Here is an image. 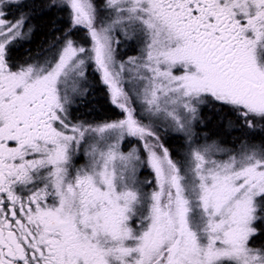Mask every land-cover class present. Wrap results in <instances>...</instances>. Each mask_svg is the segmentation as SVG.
<instances>
[{
    "label": "snow or ice",
    "instance_id": "obj_1",
    "mask_svg": "<svg viewBox=\"0 0 264 264\" xmlns=\"http://www.w3.org/2000/svg\"><path fill=\"white\" fill-rule=\"evenodd\" d=\"M90 76L119 118L76 115ZM261 236L264 0H0V264H264Z\"/></svg>",
    "mask_w": 264,
    "mask_h": 264
},
{
    "label": "trees",
    "instance_id": "obj_2",
    "mask_svg": "<svg viewBox=\"0 0 264 264\" xmlns=\"http://www.w3.org/2000/svg\"><path fill=\"white\" fill-rule=\"evenodd\" d=\"M54 16L55 13L49 16L39 17L33 22L34 24H36L38 31L33 37L32 43L30 44L26 43L15 53L18 59H20L22 55L24 56L30 54L28 51L29 49H31L32 52L34 53V51L40 45L41 41L44 39V34L50 31ZM57 26L60 27L62 25L59 22H57ZM96 79L98 78L96 77ZM93 80H95V78ZM79 105L81 108L80 114L84 113L85 115L99 119L102 118L104 115L108 114L110 120L117 118V116H115L114 113L117 112L118 110L114 106L108 105V103L104 99V95L101 92V89L98 86V84H95V87L89 91V95L87 99L79 100ZM206 129H208L207 131L217 130L218 122L216 120H213L211 123L208 124V128ZM233 134L237 135V133H233ZM176 144H178V142Z\"/></svg>",
    "mask_w": 264,
    "mask_h": 264
},
{
    "label": "rangeland",
    "instance_id": "obj_3",
    "mask_svg": "<svg viewBox=\"0 0 264 264\" xmlns=\"http://www.w3.org/2000/svg\"><path fill=\"white\" fill-rule=\"evenodd\" d=\"M122 41H123V37H119ZM131 44H133V48L135 49V54H129V51H127V50H123V48H126V46L128 45V43H121V45H120V52H121V55L123 56V57H127V56H134V55H137L138 54V49H137V45L136 44H134V43H131ZM25 45V44H24ZM23 45V46H24ZM130 45V44H129ZM35 52V51H34ZM137 52V53H136ZM29 54H27V55H22L21 57H20V59L19 60H21V61H23V60H25L26 58H27V56H28ZM91 77V76H90ZM97 78H99L98 76H96ZM96 77H95V79H96ZM91 79H93V77H91L90 78V80ZM89 94V93H88ZM101 120V119H100ZM90 122H93V123H99L98 122V120L97 119H94V120H92V119H90ZM217 127V126H216ZM208 128V127H207ZM208 129H206V128H204L203 129V132H209L208 134L210 135V136H212L213 138H217L216 136H215V134L214 133H216V131L217 130H210V131H207ZM213 134V135H212ZM232 135H236V134H232ZM229 139L231 138V137H228ZM177 143V140L176 139H172L170 142H169V146L170 147H178L179 146V144H176ZM128 147H130V146H128V145H126L125 146V148H124V150L125 151H127L128 150ZM149 176H151V174H150V172L149 171H147V170H145L144 172H143V174L141 175V179L142 180H147L148 179V177ZM257 243H264V236H261V237H259L258 238V240H257Z\"/></svg>",
    "mask_w": 264,
    "mask_h": 264
},
{
    "label": "flooded vegetation",
    "instance_id": "obj_4",
    "mask_svg": "<svg viewBox=\"0 0 264 264\" xmlns=\"http://www.w3.org/2000/svg\"><path fill=\"white\" fill-rule=\"evenodd\" d=\"M123 50H127V51H129V54H135V49L133 48V44H130V45H129V43H128V45L126 46V48H123ZM136 53H137V52H136ZM91 80H93V79H91ZM93 83H94V84H98V86H99L100 89H101V92H102L103 95H104V99H105V101L108 103V105H111V104H110V101H109V97H108L107 89H106V88L100 83L99 78L93 80ZM88 95H89V94H88ZM88 95H87V97H86L85 99L88 98ZM77 103L79 104V100L77 101ZM80 112H81V108L79 107L78 111L76 112V115L79 116L81 119L88 120L89 122H90V119H92V120L97 119L98 122H104V121H106V120H110V117L108 116V114L104 115L102 118H100V119H101V120H100L99 118H93V117H91V116L85 115L84 113H83V114H82V113L80 114ZM114 114H115V116H117V118H119L120 114H119L118 111L115 112ZM151 178H152L151 176L148 177V179H151Z\"/></svg>",
    "mask_w": 264,
    "mask_h": 264
}]
</instances>
